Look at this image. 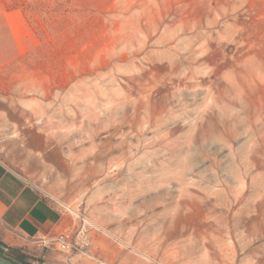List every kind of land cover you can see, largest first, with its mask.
<instances>
[{"label": "rangeland", "instance_id": "rangeland-1", "mask_svg": "<svg viewBox=\"0 0 264 264\" xmlns=\"http://www.w3.org/2000/svg\"><path fill=\"white\" fill-rule=\"evenodd\" d=\"M31 130L84 178L72 254L264 264V0H0V143Z\"/></svg>", "mask_w": 264, "mask_h": 264}, {"label": "crops", "instance_id": "crops-1", "mask_svg": "<svg viewBox=\"0 0 264 264\" xmlns=\"http://www.w3.org/2000/svg\"><path fill=\"white\" fill-rule=\"evenodd\" d=\"M47 144L37 130L0 143V252L20 264H105L63 253L49 242L70 221L55 203L74 205L81 199L77 188L84 178L70 174L67 158Z\"/></svg>", "mask_w": 264, "mask_h": 264}, {"label": "built area", "instance_id": "built-area-1", "mask_svg": "<svg viewBox=\"0 0 264 264\" xmlns=\"http://www.w3.org/2000/svg\"><path fill=\"white\" fill-rule=\"evenodd\" d=\"M79 238L80 241L76 242L74 241L71 233L63 230L56 232L52 237H50L49 242L63 253H83L86 247L91 244L90 237L81 231L79 233Z\"/></svg>", "mask_w": 264, "mask_h": 264}, {"label": "water", "instance_id": "water-1", "mask_svg": "<svg viewBox=\"0 0 264 264\" xmlns=\"http://www.w3.org/2000/svg\"><path fill=\"white\" fill-rule=\"evenodd\" d=\"M0 264H19V263H16L12 261V259L0 255Z\"/></svg>", "mask_w": 264, "mask_h": 264}, {"label": "trees", "instance_id": "trees-1", "mask_svg": "<svg viewBox=\"0 0 264 264\" xmlns=\"http://www.w3.org/2000/svg\"><path fill=\"white\" fill-rule=\"evenodd\" d=\"M0 255H2V256H5L4 254H2L1 252H0ZM6 257V256H5ZM12 261H14V260H12ZM14 262H16V261H14ZM16 263H18V262H16ZM20 264V263H19Z\"/></svg>", "mask_w": 264, "mask_h": 264}]
</instances>
